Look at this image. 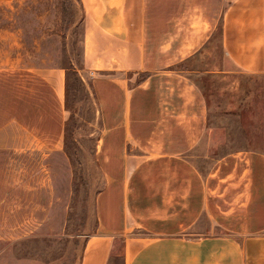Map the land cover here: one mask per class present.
Instances as JSON below:
<instances>
[{"label":"crops","instance_id":"1","mask_svg":"<svg viewBox=\"0 0 264 264\" xmlns=\"http://www.w3.org/2000/svg\"><path fill=\"white\" fill-rule=\"evenodd\" d=\"M172 1L181 7L174 13ZM184 1L80 0L103 186L97 234L79 264H109L118 241L122 264H264V154L195 165L190 153L206 129V104L193 73L176 68L220 19L227 59L264 76V0H232L221 18L219 0H193L189 25ZM139 74L145 78L132 82ZM65 80L54 67L0 69V156L46 158L61 149ZM7 192L0 185V208Z\"/></svg>","mask_w":264,"mask_h":264},{"label":"rangeland","instance_id":"2","mask_svg":"<svg viewBox=\"0 0 264 264\" xmlns=\"http://www.w3.org/2000/svg\"><path fill=\"white\" fill-rule=\"evenodd\" d=\"M184 2L189 25L196 2ZM230 2L219 0L220 18ZM171 8L181 7L172 1ZM84 25L80 0H0V69L54 67L67 76L61 149L46 158L0 156V185L9 191L0 208V264H79L86 241L97 234L101 130L83 65ZM176 68L193 73L206 104V129L190 153L195 165L205 169L235 152L264 154V76L242 72L227 59L220 19L196 54ZM114 246L109 264H122V242Z\"/></svg>","mask_w":264,"mask_h":264},{"label":"trees","instance_id":"3","mask_svg":"<svg viewBox=\"0 0 264 264\" xmlns=\"http://www.w3.org/2000/svg\"><path fill=\"white\" fill-rule=\"evenodd\" d=\"M65 83H67V76H66V80H65Z\"/></svg>","mask_w":264,"mask_h":264}]
</instances>
